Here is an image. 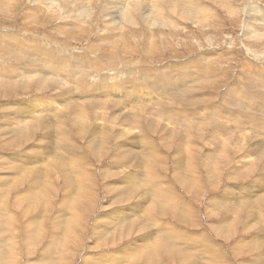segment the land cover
I'll return each mask as SVG.
<instances>
[{
	"label": "rangeland",
	"instance_id": "rangeland-1",
	"mask_svg": "<svg viewBox=\"0 0 264 264\" xmlns=\"http://www.w3.org/2000/svg\"><path fill=\"white\" fill-rule=\"evenodd\" d=\"M77 1L0 0V264L194 263L189 259H194V264H264V195L260 191L264 189V155L254 156L252 144L264 140V94L259 93H264V0H192L189 8L176 0L175 9L164 10L152 24L144 21L146 13L140 11L134 25L116 22L114 12L125 6L120 0L113 4L110 0ZM153 1L138 0L146 4L144 9ZM170 3L164 2L163 7H172ZM176 8L186 9L188 16L173 18L172 9ZM172 19H177L176 25ZM255 30L258 38L252 34ZM110 45L114 47L110 49ZM208 55L209 60L204 58ZM102 62L107 64L103 67ZM99 63L101 67L96 65ZM96 66L100 69L95 70ZM84 67L87 70L83 73ZM188 70L195 73L185 74L182 85L176 77ZM207 74L218 83L211 82ZM57 76L65 77V83ZM76 78L82 80L78 82L80 89L89 92L82 94L83 98H89L93 90L95 99L82 100L69 93L75 89ZM100 80H105L103 87ZM104 85L108 88L103 91ZM198 87H203L199 95H208L204 100L195 94ZM109 89L112 94L103 99ZM97 96L107 107L93 106L98 103ZM148 96L153 103H147ZM121 111L122 115L130 114V121L123 124L125 117L119 123L108 120ZM161 112L184 113L193 121L175 125L158 116ZM132 113L137 117L134 122ZM242 124L247 126L244 132ZM162 127L170 132L161 131ZM218 131L227 136L218 137ZM261 151L264 154V149ZM238 168L243 176H237ZM256 183L261 186L254 187L257 200L251 206L256 216L259 209L262 212L258 217L245 209L250 197L253 199L252 195L247 197L246 185ZM154 191L169 197L175 193L189 213L180 215L177 211L181 206L167 204L161 214ZM223 193L230 196L221 197ZM235 194L237 205L242 204L245 210L237 212V206L231 207ZM250 221L254 223L247 225ZM228 225L230 231L224 230ZM165 227L183 232L173 239L174 245L183 246L182 253L193 243L187 245L183 240L181 244V237L191 234L198 240L192 248L193 258L186 261L174 252L172 238L163 237ZM158 240L162 250L155 249L159 248L154 246ZM148 253L150 259L146 260Z\"/></svg>",
	"mask_w": 264,
	"mask_h": 264
},
{
	"label": "bare ground",
	"instance_id": "bare-ground-1",
	"mask_svg": "<svg viewBox=\"0 0 264 264\" xmlns=\"http://www.w3.org/2000/svg\"><path fill=\"white\" fill-rule=\"evenodd\" d=\"M57 1V0H56ZM83 2L84 4H86V0H78L77 2L79 3V2ZM116 1V0H115ZM120 1H122L123 3H124V7H122V8H120L119 9V11L118 12H114V15L116 16V22H117V20L119 21V23H123L124 21H125V23H129L130 25L132 24V25H134L135 23H134V18H136V16H137V13L139 14V12L140 11H145L144 13H146V15H144V21L145 22H150V24H152V22H155V20L154 19H158V17H156L157 15H159L160 13L161 14H163V12H164V10H168L169 8H174V4H176V0H154L152 3H150L149 5H150V7H145V9L143 8V6L145 5L146 6V4L144 3V2H138V0H120ZM140 1V0H139ZM143 1V0H142ZM152 1V0H151ZM179 1V4L182 6V7H184L185 5L189 8V6H191V5H189V2H191L192 0H178ZM194 1V0H193ZM47 2V1H46ZM69 2V1H68ZM110 2H111V4H113V2H114V0H110ZM110 2H109V5H111L110 4ZM164 2H171L172 3V7L169 5H166V6H164L163 7V3ZM224 2V1H223ZM55 3V2H54ZM170 3V4H171ZM192 3H194V5L196 4V2H192ZM55 4H57V3H55ZM54 4V5H55ZM61 4V3H60ZM64 3H62L61 5H63ZM69 4V3H68ZM74 4H75V2H74ZM119 4H121V3H119ZM119 4H115V5H113L114 7L115 6H117V5H119ZM166 4V3H165ZM183 4H184V6H183ZM50 6H51V4H49ZM58 5V4H57ZM67 5V4H66ZM107 5V4H106ZM9 6V5H8ZM72 6V5H71ZM91 6V5H90ZM108 6V5H107ZM54 7V6H53ZM53 7H51V8H53ZM111 7V6H110ZM118 7V6H117ZM195 7H199V6H193V8H195ZM44 8V7H43ZM57 8V7H56ZM72 8V7H71ZM106 8H108V7H106ZM151 8H154V9H151ZM164 8V9H163ZM203 8V7H202ZM201 8V9H202ZM206 8V7H205ZM83 9V8H82ZM151 9V10H150ZM175 9V8H174ZM177 9V8H176ZM184 9V8H183ZM182 9V11L180 10V9H177V10H173L172 9V11H173V18L175 17L174 15H176V16H179V17H181V18H186L187 16H188V11L186 12L185 10H183ZM197 9H199L200 10V8H197ZM53 10V9H52ZM91 10V9H90ZM90 10H88V11H90ZM105 10V9H104ZM107 10V9H106ZM109 10V9H108ZM161 10V11H160ZM40 11V10H39ZM51 11V10H50ZM121 11H123V13L121 12ZM147 11H148V14H147ZM190 11V10H189ZM194 11V10H193ZM202 11H203V9H202ZM53 12V11H52ZM200 12H201V10H200ZM245 12H246V10H245ZM249 12H250V10H249ZM50 14V12H47V14ZM83 13H84V16H85V14H86V8H85V10H83ZM170 13V12H169ZM176 13V14H175ZM195 13H198V12H195ZM253 13V12H252ZM54 14V13H53ZM78 14H80V13H78ZM77 14V15H78ZM108 14V13H107ZM3 15V14H2ZM42 15V14H41ZM89 14L87 13V16H88ZM91 15V14H90ZM168 15V14H167ZM170 15V14H169ZM194 15V14H193ZM201 16H200V18H202V14H200ZM244 15H247V14H244ZM252 15V14H251ZM76 16V15H75ZM83 16V17H84ZM103 16V15H102ZM171 16H172V13H171ZM170 16V17H171ZM78 18H79V15L77 16ZM107 17V16H106ZM193 17V16H192ZM85 18H87V17H85ZM168 18V17H167ZM172 18V17H171ZM194 18V17H193ZM199 17H198V19H200ZM252 18V17H251ZM256 18V17H255ZM65 19V18H64ZM68 19H69V17H68ZM88 19V18H87ZM104 19H105V17H104ZM107 19V18H106ZM105 19V20H106ZM111 19V18H110ZM113 19V18H112ZM161 19V18H160ZM190 19H192V18H190ZM206 19V18H205ZM66 20V19H65ZM73 20V22H74V18L72 19ZM82 20H85L84 18L82 19ZM109 20V19H108ZM173 20V19H172ZM177 20V19H176ZM176 20H173V22L174 21H176ZM194 20V19H193ZM253 20V19H252ZM58 21V20H57ZM60 21V20H59ZM67 21V20H66ZM65 21V22H66ZM79 21V23L81 22L80 21V19L78 20ZM102 21H103V19H102ZM164 21V20H163ZM170 22L169 23H171V20H169ZM255 21V20H254ZM64 22V23H65ZM113 22H115V21H113ZM172 22V23H173ZM251 22V21H250ZM249 22V23H250ZM63 23V22H62ZM105 23V22H104ZM121 23V24H122ZM134 23V24H133ZM168 23V24H169ZM249 23H247V24H249ZM251 23H254L253 21L251 22ZM61 24V23H60ZM73 24H75V23H73ZM106 24H108V23H105L104 25L106 26V27H108ZM112 24V23H111ZM163 24V23H162ZM168 24L166 25V26H168ZM174 24H175V22H174ZM199 25H200V23H198ZM63 25V24H62ZM70 25V24H69ZM125 25H127V24H125ZM176 25V24H175ZM178 25V24H177ZM206 25V24H205ZM252 24H250V26H251ZM253 25H255V24H253ZM61 26V25H60ZM68 26V25H67ZM76 26H77V24H76ZM82 26V25H81ZM113 26V25H112ZM112 26H110V27H112ZM161 26V25H160ZM63 27H64V25H63ZM63 27H59V28H63ZM66 27V26H65ZM64 27V28H65ZM124 27V26H123ZM126 27V26H125ZM249 27V26H248ZM252 27V26H251ZM250 27V28H251ZM76 28H79V27H76ZM118 28V27H117ZM120 28V27H119ZM210 28V27H209ZM253 28H255V26H253ZM263 28V27H262ZM261 28V29H262ZM66 29V28H65ZM64 29V30H65ZM122 29V28H121ZM152 29V28H151ZM247 29V28H246ZM245 29V30H246ZM249 29V28H248ZM256 29V28H255ZM264 29V28H263ZM262 29V30H263ZM58 30V29H57ZM78 30V29H77ZM79 30H81V29H79ZM78 30V31H79ZM114 30V29H113ZM117 30H119V29H117ZM116 30V31H117ZM251 30H252V28H251ZM34 31V30H33ZM63 31V30H62ZM109 31H110V29H109ZM116 31H113V32H116ZM206 31V30H205ZM35 32V31H34ZM72 32V31H71ZM75 32H76V30H75ZM81 32H83V31H81ZM117 32H119V31H117ZM116 32V33H117ZM247 32H248V30H247ZM251 32H254V31H251ZM255 32H256V30H255ZM66 33V32H65ZM86 33V32H85ZM102 33V32H101ZM264 33V32H263ZM35 34V33H34ZM110 34V33H109ZM112 34V33H111ZM123 33H121L120 35H122ZM255 37H256V34H257V32L256 33H252ZM260 34V36H261V33H259ZM37 35H38V33H37ZM40 35V34H39ZM79 35V34H78ZM114 35V34H113ZM247 35V34H246ZM20 36H21V34H20ZM69 36H70V34H69ZM76 35L74 34V37H75ZM118 36V35H117ZM257 36H258V34H257ZM14 37V36H13ZM24 37V36H23ZM41 37V36H40ZM47 37V36H46ZM99 37H100V35H99ZM102 37V36H101ZM121 37V36H120ZM125 37V36H124ZM124 37H121V38H124ZM153 37V36H152ZM247 37V36H246ZM251 37V36H250ZM19 38V37H18ZM53 38V37H52ZM73 38V37H72ZM104 38V37H103ZM109 38H110V36H109ZM113 38H115V37H113ZM252 38V37H251ZM256 38H258V37H256ZM262 38V37H261ZM260 38V39H261ZM21 39H22V37H21ZM46 39V38H45ZM49 39V38H48ZM55 39V38H54ZM105 39V38H104ZM125 39V38H124ZM95 40V39H94ZM100 40H103L102 38L100 39ZM107 40V39H106ZM247 40V39H246ZM252 40V39H251ZM24 41V40H23ZM50 41V40H49ZM55 41V40H54ZM99 41V40H98ZM108 42H109V40H107ZM113 41V40H112ZM256 41V40H255ZM259 41V40H258ZM25 42V41H24ZM51 42H53L52 40H51ZM103 42V41H102ZM16 43V42H15ZM114 43V42H113ZM116 43V42H115ZM114 43V44H115ZM126 43V42H125ZM17 44V43H16ZM59 44H62V43H59ZM66 44H67V42H66ZM117 44V43H116ZM127 44V43H126ZM156 44V43H155ZM91 45H93V44H91ZM89 45H88V43H87V47H88ZM97 46V48H100V46L98 47V45H96ZM108 46V45H107ZM107 46H105V48L107 47ZM123 46V45H122ZM64 47H66V46H64ZM69 47V46H68ZM86 47V48H87ZM93 47H95L94 45H93ZM92 46H91V48H93ZM110 47H114V46H109V48ZM125 47V46H124ZM124 47H122V48H124ZM153 47H155V46H153ZM17 48V47H16ZM70 48H72V46H70ZM96 48V47H95ZM126 48V47H125ZM157 48V47H156ZM67 49V48H66ZM89 49V48H88ZM110 49H112V48H110ZM128 49V48H127ZM16 50V49H15ZM22 50V49H21ZM99 50V49H98ZM101 50H102V48H101ZM105 50V49H104ZM108 50V49H107ZM126 50V49H125ZM88 51V50H87ZM87 51H85V53L87 52ZM89 51H91L90 49H89ZM100 51V50H99ZM21 52V51H20ZM102 52V51H101ZM109 51H107L106 53H108ZM83 53V52H82ZM82 53H81V55H82ZM84 53V54H85ZM100 53V52H99ZM123 53V52H122ZM87 54V53H86ZM85 54V55H86ZM90 54V53H89ZM109 54V53H108ZM107 54V55H108ZM110 54H112V52L110 53ZM124 54V53H123ZM85 55H83V57L86 59V57H85ZM106 55V58H105V62H107V56ZM88 56V55H87ZM105 57V56H104ZM113 57V56H112ZM200 57V56H199ZM103 58V57H102ZM201 58V57H200ZM204 58H206V59H208L209 60V55L207 56V57H204ZM81 59H82V56H81ZM93 59V58H92ZM98 59V58H97ZM104 59V58H103ZM107 59V60H106ZM110 59V58H109ZM112 59V58H111ZM61 60V59H60ZM112 60H114V59H112ZM49 61V60H48ZM47 61V62H48ZM85 61H87V60H85ZM89 61V60H88ZM88 61H87V63H88ZM93 61V60H92ZM213 61V60H212ZM37 62V61H36ZM55 62V61H54ZM60 62V61H59ZM78 62H79V59H78ZM82 62V61H81ZM53 63V62H52ZM83 63V62H82ZM91 62H89V64H90ZM95 63H96V61H95ZM97 63H98V61H97ZM103 63V62H102ZM109 63V62H108ZM123 63H125V62H123ZM211 63H213V62H210V64ZM62 64H64V63H62ZM76 64H78L77 63V61H76ZM100 64V63H99ZM99 64H96L97 66H100L101 67V64L99 65ZM105 64H107V63H105ZM104 63H103V67H104V65H105ZM37 65V64H36ZM80 65V64H79ZM78 65V66H79ZM85 65H87L86 63H85ZM92 65H93V63H92ZM112 65H115V64H112ZM135 65H137V64H135ZM57 66V65H56ZM60 66H61V64H60ZM63 66V65H62ZM95 66V65H94ZM97 66H96V69L95 70H98V69H100V68H98L97 69ZM250 66V65H249ZM52 67H53V65H52ZM69 67V66H68ZM83 67V66H82ZM88 67V66H87ZM92 67V66H91ZM90 67V68H91ZM102 67V68H103ZM48 68H49V66H48ZM57 68V67H56ZM59 68H61V67H59ZM65 68H67V67H65ZM95 68V67H94ZM131 68V67H130ZM50 69V68H49ZM63 69H64V67H63ZM83 69H86L85 67L84 68H82V71H83V73L85 72ZM197 69V68H196ZM25 70H27V69H25ZM43 70V69H42ZM62 70V69H61ZM73 70V69H72ZM87 70V69H86ZM88 70H90V69H88ZM93 70V69H92ZM193 70H194V68H193ZM201 70V69H200ZM53 71V70H52ZM58 71H59V69H58ZM67 71V70H66ZM74 71V70H73ZM78 71V70H77ZM101 71V70H100ZM189 71V70H188ZM187 71V72H188ZM207 71H209V70H207ZM29 72V71H28ZM57 72V71H56ZM56 72H54V73H56ZM62 72V71H61ZM69 72V71H68ZM70 72H71V68H70ZM90 72H92L91 70H90ZM96 72V71H95ZM99 72V71H98ZM111 72V71H110ZM114 72H115V70H114ZM175 72V71H174ZM185 72V71H184ZM187 72H185V73H182L180 76H177V75H175V76H177L176 77V79H178V81L180 82V84H182V83H184L185 81H186V76H185V74H189V73H191L192 71H189L188 73ZM203 72V71H202ZM249 72V71H248ZM20 74L22 73V72H19ZM24 73V72H23ZM45 73V72H44ZM49 73H51V72H49ZM53 73V72H52ZM63 73V72H62ZM66 73V72H65ZM100 73V72H99ZM113 73V72H112ZM193 74L195 73V71L194 72H192ZM253 73V72H252ZM57 74V73H56ZM69 74V73H68ZM116 74V73H115ZM120 74V73H119ZM126 74V73H125ZM130 74V73H129ZM192 74V75H193ZM203 74L205 75L206 73H204L203 72ZM247 74V73H246ZM39 75V74H38ZM54 75V74H53ZM62 75V74H61ZM78 74L76 73V75L75 76H77ZM114 75V74H113ZM112 75V76H113ZM145 75V74H144ZM200 75H202V73L200 72ZM218 75V74H217ZM251 75V74H250ZM31 76H33V75H31ZM46 76H47V74H46ZM56 76V75H55ZM69 76V75H68ZM71 76V75H70ZM116 76V75H115ZM166 76V75H165ZM195 76H197V73L195 74ZM199 76V75H198ZM213 76V75H212ZM211 76V74L209 75V74H207V77H209V79L211 80V82H215V80L213 79V78H210V77H212ZM247 76H248V74H247ZM256 76H258V75H256ZM14 77H16V76H14ZM26 77V76H25ZM59 76H57V78H58ZM78 77V76H77ZM80 77H82L83 78V76H82V73H81V75H80ZM90 77V76H89ZM106 77V76H105ZM104 77V79H106ZM169 77V76H168ZM172 77V76H171ZM170 77V78H171ZM205 77V76H204ZM206 77V78H207ZM237 77H239V76H237ZM246 77V76H245ZM263 77V76H262ZM46 78H49V77H46ZM55 79L56 77H52V79ZM59 78H61V80L62 81H64V79H66L65 77H59ZM72 78L74 79V76L72 75ZM102 78V77H101ZM133 78V77H132ZM165 78H167V77H165ZM174 78V77H173ZM190 78H191V76H190ZM203 78V77H202ZM254 78V77H253ZM257 78V77H256ZM11 79V78H10ZM32 78H30V80H31ZM37 79V78H36ZM71 79V78H70ZM70 79H67L68 81L70 80ZM78 79V80H77ZM96 79V78H95ZM126 79V78H125ZM129 79V78H128ZM175 79V78H174ZM223 79V78H222ZM264 79V78H263ZM7 80V79H6ZM33 80V79H32ZM39 80V79H38ZM60 79H58V81H59ZM60 80V81H61ZM66 80V81H67ZM76 81H75V83H74V91L72 92H69V93H73V94H77V96H78V98H81L82 100H84V99H89V101L90 100H92V99H95V95L93 94V90H92V92H91V96L89 97V98H83V97H86L85 95H86V93L88 92H84L83 90H81L80 89V87H79V84H78V82L79 81H82L81 80V78H76L75 79ZM102 80V79H101ZM100 80V81H101ZM130 80V79H129ZM220 80V79H219ZM247 80V79H246ZM5 81V80H4ZM54 81H56V80H54ZM61 81V82H62ZM67 81V82H68ZM105 81V80H104ZM104 81L100 84V86H102L103 84H104ZM122 81V80H121ZM172 81V80H171ZM178 81H176L177 83H178ZM3 82V81H2ZM35 82V81H34ZM33 82V83H34ZM61 82H59V84L61 83ZM87 82V81H86ZM107 82V81H106ZM173 82V81H172ZM175 82V81H174ZM246 82V81H245ZM25 83V82H24ZM64 83H65V81H64ZM69 83H71L70 81H69ZM95 83H96V81H95ZM98 83V82H97ZM168 83V82H167ZM209 83V82H208ZM216 83V82H215ZM218 83V82H217ZM216 83V84H217ZM247 83V82H246ZM26 84V83H25ZM56 84V83H55ZM68 84V83H67ZM89 84V83H88ZM94 84V83H93ZM92 84V85H93ZM128 84V83H127ZM130 84V83H129ZM166 84V83H165ZM249 84H250V82H249ZM9 85V84H8ZM13 85V84H12ZM11 85V86H12ZM37 85V84H36ZM61 85V84H60ZM60 85H58L59 86V88H60ZM70 85H72V84H70ZM108 85V84H107ZM112 85V84H111ZM134 85V84H133ZM172 85V84H171ZM182 85H184V84H182ZM189 85H190V81H189ZM4 86V85H3ZM10 86V87H11ZM25 86V85H24ZM57 86V87H58ZM65 86V85H64ZM86 86V85H85ZM95 86V85H94ZM106 85H104V88H101V89H103V91L105 90V89H107L108 87L106 86ZM162 86V85H161ZM160 86V87H161ZM168 86V85H167ZM173 86H175V85H173ZM181 86V85H180ZM197 86V85H196ZM37 87V86H36ZM63 87V86H62ZM67 88H69V86L67 85L66 86ZM95 87H97V84H96V86ZM103 87V86H102ZM110 87V86H109ZM131 87V86H130ZM172 87V86H171ZM73 88V87H72ZM90 88V87H89ZM93 88V87H92ZM132 88V87H131ZM175 90H176V88L175 87H173ZM70 89H71V87H70ZM129 89V88H128ZM127 89V90H128ZM193 89V88H192ZM258 89V88H257ZM256 89V90H257ZM69 90V89H68ZM100 90V89H99ZM111 90H112V88H111ZM110 89L108 90L109 92L108 93H106L105 94V96L103 95V99H105V97L106 96H110L111 94H112V92H110L111 91ZM203 90V87H198L197 89H195V91H197V93H195V94H197V98L199 99H203L204 97L206 98L207 96H206V94H204L205 96L203 97V95L201 96V95H199L198 94V92L200 91V93H201V91ZM260 90V89H259ZM95 91L96 90H94V93H95ZM98 91V90H97ZM120 91V90H119ZM132 91V90H131ZM136 91V90H135ZM173 91V90H172ZM171 91V92H172ZM178 91V90H177ZM183 91V90H182ZM195 91H193V93L195 92ZM258 91V90H257ZM262 91V90H261ZM106 92H107V90H106ZM151 92V91H150ZM174 92V91H173ZM190 93H191V91H189ZM237 92V91H236ZM239 92V91H238ZM100 93V92H99ZM131 93V92H130ZM137 93V92H136ZM176 94H177V92H175ZM189 93V94H190ZM203 93V92H202ZM201 93V94H202ZM208 93V92H207ZM256 93V92H255ZM258 93V92H257ZM259 93L260 94H264L263 92L261 93L260 91H259ZM82 94H85L84 96L82 95ZM96 94V93H95ZM152 93H149V95H151ZM164 94V93H163ZM184 94V93H183ZM227 94H228V92H227ZM88 95H89V92H88ZM115 95H120V94H115ZM174 95V94H173ZM177 95H179V94H177ZM254 95V94H253ZM122 96V95H121ZM120 96V98L119 99H122V97ZM123 96L124 97H126V95L123 93ZM133 96V95H132ZM140 96V95H139ZM152 96V95H151ZM151 96H148L147 97V103L149 102H154V100H152V98H151ZM180 96H182V95H180ZM196 96V95H195ZM234 96V95H233ZM261 96V95H260ZM259 96V97H260ZM264 96V95H263ZM263 96H262V98H263ZM98 97V96H97ZM128 97V96H127ZM209 97H211V95L209 96ZM228 97V96H227ZM256 97V96H255ZM73 98H74V96H73ZM108 98V97H107ZM130 98V97H129ZM128 98V99H129ZM166 98V97H165ZM188 98H190V97H188ZM187 98V99H188ZM192 98V97H191ZM190 98V99H191ZM230 97H228V99H229ZM231 98H232V96H231ZM261 98V97H260ZM97 99H99L100 100V98L98 97ZM111 99V98H110ZM123 99H125V98H123ZM131 99V98H130ZM129 99V100H130ZM134 99V98H133ZM136 99V98H135ZM193 99H195V98H193ZM227 99V100H228ZM233 99V98H232ZM234 99H235V97H234ZM255 99V98H254ZM264 99V98H263ZM97 100L98 101V103L97 104H95V105H93L94 107H98V108H100V109H103V108H105V106H106V104H104L103 102H102V100ZM143 100V99H142ZM204 100V99H203ZM207 100V99H206ZM210 100V99H209ZM223 100V99H222ZM257 100V99H256ZM258 100H259V98H258ZM261 100V99H260ZM259 100V101H260ZM81 101V100H80ZM79 101V102H80ZM94 101V100H93ZM132 101V100H131ZM190 101V100H189ZM192 101V100H191ZM235 101H237V100H235ZM78 102V103H79ZM124 102H126V101H124ZM137 102H138V100H137ZM165 102V101H164ZM234 102V101H233ZM262 102V101H261ZM81 103V102H80ZM94 103H96V102H94ZM114 103V102H113ZM198 103V102H197ZM224 103V102H223ZM230 103V102H229ZM88 104V103H87ZM103 104V105H102ZM116 104V103H115ZM235 104V103H234ZM130 105V104H129ZM199 105V104H198ZM223 105V104H222ZM75 106V105H74ZM114 106V105H113ZM125 106V105H124ZM146 106V105H145ZM151 106V105H150ZM72 107V106H71ZM107 107V106H106ZM70 108V107H69ZM112 108H114V107H112ZM124 108V107H123ZM126 108V107H125ZM128 108V107H127ZM210 108V107H209ZM86 110V109H85ZM125 110V109H124ZM123 110V111H124ZM231 110V109H230ZM229 110V111H230ZM233 110V109H232ZM244 110V109H243ZM259 110V109H258ZM262 110V109H261ZM260 110V111H261ZM213 111V110H212ZM215 111V110H214ZM44 112V111H43ZM47 112V111H46ZM159 112V111H158ZM251 112V111H250ZM117 113V112H116ZM116 113H112V116H113V114H116ZM216 113V112H215ZM219 113V112H218ZM258 113V112H257ZM261 113H263V112H261ZM227 114V113H226ZM126 115V114H125ZM125 115H122V111L121 112H118L116 115H114V117L111 119L110 117H108V120L109 121H111V123H114L115 121H117V123H119L124 117H125V120L122 122L123 124H125L126 122H128V121H130V118H131V116H130V114L129 115H127V116H125ZM203 115V113H201V115L200 116H202ZM216 115H217V113H216ZM256 115V114H255ZM158 116H162V118L164 117V118H166V120L168 121V123L170 122V123H175V125L178 123V121H180V122H186L187 124L190 122V121H193L192 119L193 118H191V117H189V115H186V114H184V113H172V112H161V114H158ZM225 116H227V115H225ZM259 116V115H258ZM263 116V115H262ZM78 117V116H77ZM192 117H194V116H192ZM206 117V116H205ZM210 117V116H209ZM246 117H248V116H246ZM252 117H254V116H252ZM251 117V118H252ZM261 117V116H260ZM53 118V117H52ZM132 118H133V121L132 122H134L135 120H136V116L134 117V115H133V113H132ZM161 118V117H160ZM161 118V119H162ZM191 118V119H190ZM220 118V117H219ZM231 118V117H230ZM234 118H235V116H234ZM250 118V119H251ZM256 118V117H255ZM254 118V119H255ZM259 118V117H258ZM104 119H106V118H104ZM113 119H114V121H113ZM158 119V118H157ZM214 118L212 117V120H213ZM226 119V118H225ZM245 119V118H244ZM260 119H262V118H260ZM201 120V119H200ZM228 120V119H227ZM234 120V119H233ZM249 120V119H248ZM256 120V119H255ZM263 120V119H262ZM43 121V120H42ZM63 121V120H62ZM106 121H107V119H106ZM195 121V120H194ZM209 121V120H208ZM226 121V120H225ZM229 121V120H228ZM231 121H232V119H231ZM242 121H243V119H242ZM245 121V120H244ZM260 122H261V120H259ZM259 121H257V122H259ZM152 122L155 124V125H158V123H156L157 121H155L154 122V119L152 120ZM196 122V121H195ZM234 122H236V121H234ZM248 122H250V121H248ZM44 123V122H43ZM73 123V122H72ZM194 123V122H193ZM210 123V122H209ZM238 123V122H237ZM245 123V122H244ZM251 123V122H250ZM249 123V124H250ZM254 123V122H253ZM264 123V122H263ZM45 124V123H44ZM116 124V123H115ZM190 124V123H189ZM212 124V123H211ZM217 123H215L214 125H216ZM257 124L258 123H256V127H257ZM49 125V124H48ZM178 125V124H177ZM210 125V124H209ZM220 125V124H219ZM218 125V126H219ZM238 125V124H237ZM255 124H253L252 126H253V128L255 127L254 126ZM190 126V125H189ZM198 126V125H197ZM221 127H222V125H220ZM242 126H243V124H242ZM263 126H264V124H263ZM262 126V127H263ZM226 127V126H225ZM228 127V126H227ZM247 127V126H246ZM245 126H243V128L241 127V129H242V131L244 132V128H246ZM249 127V126H248ZM106 128V127H105ZM258 128H261V126H258ZM11 129V128H10ZM221 129V128H220ZM108 130V129H107ZM161 131H164L165 133H168V132H170V130H166V128L165 127H162V129H160ZM204 130V129H203ZM261 130V129H260ZM167 131V132H166ZM216 131V130H215ZM221 131V130H220ZM259 131V130H258ZM219 132V131H218ZM240 132V131H239ZM242 132V133H243ZM205 133V132H204ZM225 133H227V132H225ZM100 134V133H99ZM103 134V133H102ZM222 134H224V133H222ZM230 134H234V133H230ZM254 134H256V131H255V133ZM145 135V134H144ZM218 137H222V136H224V135H221V133L219 132L218 133ZM221 135V136H220ZM225 136H227V134L225 135ZM256 136V135H255ZM259 137H261V135H258ZM254 137V136H253ZM53 138V137H52ZM55 138V137H54ZM134 138V137H133ZM138 138V137H137ZM165 138V137H164ZM256 138V137H255ZM262 138H264V136H262ZM130 139V138H129ZM135 139V138H134ZM214 139H215V137H214ZM220 139V138H219ZM222 139H223V137H222ZM221 139V140H222ZM224 139H227V138H224ZM257 139H259L258 137H257ZM261 139V138H260ZM60 140H61V138H60ZM100 140H102V139H100ZM228 140V139H227ZM247 140H248V138H247ZM53 141V140H52ZM129 141V140H128ZM224 141V140H223ZM222 141V142H223ZM250 141V140H249ZM252 141V140H251ZM49 142V141H48ZM135 142V141H134ZM219 143H220V141H218ZM255 142V143H254ZM52 143V142H51ZM136 143V142H135ZM188 143V142H187ZM224 143H225V141H224ZM252 143V142H251ZM151 144V143H150ZM149 144V145H150ZM191 144V143H190ZM253 145H254V147L253 148H256V150L254 151V156H258V158L259 157H262L264 154H263V152L261 151L262 149H264V140H263V142H259L258 140L257 141H253V143H252ZM251 144V145H252ZM223 145V144H222ZM226 145V144H225ZM241 144H239V146H240ZM263 145V146H262ZM137 146V145H136ZM147 146V145H146ZM154 146V145H153ZM153 146H152V148H153ZM193 146V145H192ZM218 146H219V144H218ZM228 146V145H227ZM148 147V146H147ZM185 147V146H184ZM217 147V146H216ZM220 147V146H219ZM251 147V146H250ZM151 148V147H150ZM222 148V147H221ZM241 148V147H240ZM252 148V147H251ZM253 148H252V150H253ZM32 149V148H31ZM220 149V148H219ZM248 149V148H247ZM186 150H188V149H186ZM189 150H191V149H189ZM211 150V149H210ZM213 150H215V148L213 149ZM240 150V149H239ZM251 150V149H250ZM56 152V151H55ZM211 152V151H210ZM182 153H184V152H182ZM212 153H214V152H211V154ZM216 153V152H215ZM251 153V152H250ZM250 153H249V155H250ZM140 154V153H139ZM246 154V153H245ZM244 154V155H245ZM73 155V154H72ZM190 156H188V167H191L190 166V160L192 159V157H191V154H189ZM209 155V154H208ZM221 155V154H220ZM243 155V156H244ZM210 156V155H209ZM217 156V155H216ZM246 156H247V154H246ZM246 156H244L245 158H246ZM13 157H15V156H13ZM191 157V158H190ZM206 157H207V155H206ZM212 157V156H211ZM210 157V158H211ZM50 158V157H49ZM53 158H55V157H53ZM222 158V157H221ZM35 159V158H34ZM63 159V158H62ZM66 159V158H65ZM208 159V158H207ZM213 159V158H212ZM244 159V158H243ZM247 159V158H246ZM217 160V159H216ZM245 160V159H244ZM212 161V160H211ZM37 162H38V160H37ZM42 162V161H41ZM70 162V161H69ZM208 162V161H207ZM207 162H206V164H207ZM242 162V161H241ZM249 162V161H248ZM250 163V162H249ZM25 164V163H24ZM52 164V163H51ZM57 164H59V163H57ZM219 164V163H218ZM62 165V164H61ZM71 165V164H70ZM81 165V164H80ZM236 165V164H235ZM28 166V165H27ZM42 166V165H41ZM57 166V165H56ZM186 166V165H185ZM218 166V165H217ZM238 165H236V167H237ZM240 166H241V164H240ZM71 167V166H70ZM208 167V166H207ZM216 167V166H215ZM244 167H245V165L243 164V167H241L242 168V170L244 169ZM249 167H251V166H249ZM52 168V167H51ZM56 168V167H55ZM58 168V167H57ZM59 168H60V165H59ZM183 168V167H182ZM181 168V169H182ZM186 168V167H185ZM209 168V167H208ZM240 168V167H239ZM239 168L237 169V171H236V173H237V176H238V174L240 175V176H243V173L244 172H241V171H239ZM246 168V167H245ZM62 169V168H61ZM64 169V168H63ZM212 170H213V168H211ZM47 170V169H46ZM60 170V169H59ZM178 170H179V168H178ZM232 170V169H231ZM236 170V169H235ZM45 171V170H44ZM68 171V170H67ZM179 171H181V170H179ZM183 171V170H182ZM244 171V170H243ZM263 171V170H262ZM136 172V171H135ZM179 173V172H178ZM182 173H184V172H182ZM181 174V173H180ZM185 174V173H184ZM263 174V173H262ZM29 175V174H28ZM140 175H141V173H140ZM178 175V174H177ZM182 175V174H181ZM228 175V174H227ZM27 176V175H26ZM132 176V175H131ZM211 176V178H212V175H210ZM133 177V176H132ZM180 177V176H179ZM65 178V177H64ZM76 178V177H75ZM134 178V177H133ZM132 178V179H133ZM141 178V177H140ZM181 178H183L182 176H181ZM83 179V178H82ZM85 179V178H84ZM230 179H231V177H230ZM259 179V178H258ZM67 180V179H66ZM79 180V179H78ZM130 181V180H129ZM133 181H135V180H132V182ZM137 181V180H136ZM143 181H146L145 179L143 180ZM157 181V180H156ZM159 181V180H158ZM229 181V180H228ZM230 182V181H229ZM191 184H192V182H190ZM227 183V182H226ZM54 184V183H53ZM79 184V183H78ZM157 184V183H156ZM77 185V184H76ZM81 185V184H80ZM229 185V184H228ZM156 186V185H155ZM247 186V192H245L248 196L247 197H249L250 195H252L253 196V199H251V197H250V199L249 200H252V202L250 203L249 202V200H248V202L245 200V199H247V198H245V196H244V198L245 199H243V200H245L247 203H249L247 206H246V210L247 211H250V210H252V214L254 215V216H256V209L254 210V207L253 206H251L254 202H255V200H257L256 199V195H257V193H256V188H254V187H258V186H261L260 184H258V183H256V184H247L246 185ZM152 187H154V186H152ZM159 187V186H158ZM226 187V186H225ZM245 187V186H244ZM82 188V187H81ZM124 188V187H123ZM162 188V187H161ZM42 189V188H41ZM158 189V188H157ZM232 189V188H231ZM231 189H229V190H231ZM78 190H83V188L82 189H80V187H79V189ZM167 190V189H166ZM69 191V190H68ZM85 191V190H84ZM244 191H245V189H244ZM260 191H261V193H262V196L264 195V189H260ZM72 192V191H71ZM227 192H228V190H227ZM238 192V191H237ZM68 193V192H67ZM76 193V192H75ZM78 193V192H77ZM76 193V194H77ZM79 193H81V192H79ZM153 193H155L158 197H156L157 198V200L155 201L156 203H157V206H159L158 208L160 209V213L162 214V212L164 211H161L163 208H165L166 207V205L167 204H171V206H173V207H176V208H179L180 206V208H181V210L178 212L177 211V213H179L180 215H182V214H184V215H187V213H189V209H185L184 208V203L182 202L181 204H180V202H179V196L178 195H175V193H172V194H169L170 195V197L169 196H166V195H163V194H161L160 193V191H154ZM244 193V192H243ZM234 194V193H233ZM238 194V193H237ZM229 195V194H228ZM228 195H226V194H224L223 193V195H221V197H223V196H228ZM241 195V194H240ZM68 196V195H67ZM218 196V195H217ZM230 196V195H229ZM237 196H239V195H237ZM243 196V195H242ZM262 196L260 197V199L262 198ZM155 197H153L154 199H155ZM235 197H236V194L235 195H233V196H231V200H230V203H231V207H233V206H237L234 210H236L237 209V212L240 210H245L244 209V207L242 206V204H238L237 205V201H236V199H235ZM241 197V196H240ZM150 198H152V197H150ZM219 198V197H218ZM264 198V197H263ZM212 199H214V197L212 198ZM235 200L234 202H232V200ZM151 201V203H152V199H150ZM258 200H259V198H258ZM244 201V202H245ZM142 202V201H141ZM149 202V203H150ZM154 202V203H155ZM225 202H227V200L225 201ZM236 202V204H234ZM239 202V201H238ZM257 202V201H256ZM150 203V204H151ZM153 204V203H152ZM220 204V203H219ZM226 204V203H225ZM229 204V203H228ZM148 205V204H147ZM156 205V204H155ZM179 205V206H178ZM221 205V204H220ZM138 206V205H137ZM150 206V205H149ZM153 207H154V205H152ZM152 206H151V208H152ZM168 206V205H167ZM255 206V205H254ZM183 207V208H182ZM230 207V208H231ZM256 207V206H255ZM138 208H139V206H138ZM179 208V209H180ZM187 208V207H186ZM145 209L147 210V207H145ZM156 209V208H155ZM175 209V208H174ZM184 209H185V211H184ZM145 210V211H146ZM260 210V209H259ZM257 211L258 213V215L256 216V217H258V216H260V214L262 215V212H260V211ZM145 211H143L144 213H145ZM144 213H142V216H144ZM251 214V213H250ZM141 215V214H140ZM145 215H146V213H145ZM149 215V214H148ZM149 217H150V215H149ZM234 217V216H233ZM248 217V216H247ZM252 217V216H251ZM152 218V217H151ZM150 218V219H151ZM153 219V218H152ZM151 219V220H152ZM236 219V218H235ZM259 219V218H258ZM139 220H141L140 218H139ZM146 220V219H145ZM143 221H144V219H143ZM142 221V222H143ZM232 221V220H231ZM223 222H225V220L223 221ZM251 223H254V221H250V222H247V225L248 224H250L251 225ZM256 224V223H255ZM257 224H259V223H257ZM142 225V224H141ZM227 224H224V226H226ZM254 225V224H253ZM252 225V226H253ZM260 225V224H259ZM166 226V225H165ZM222 226V225H221ZM249 227V226H248ZM256 227V226H255ZM14 228V227H13ZM171 228V227H170ZM177 228H179V227H177ZM230 228H232L231 226H227L226 227V229H224V230H229L230 231ZM250 228V227H249ZM220 230H223L222 228H219ZM164 230V229H163ZM165 230H167V227H165ZM181 230V229H180ZM223 230V231H224ZM179 230H177L176 231V227L174 228H171V230L170 231H166V233L164 232V236L163 237H169V239L170 238H172V239H170L171 241H170V243L172 242L173 243V241H175V240H173V239H176V238H179L180 236V234L182 233V235H183V232H178ZM184 231V230H183ZM163 232V231H162ZM260 232V231H259ZM264 232V231H263ZM185 233V232H184ZM262 233V232H261ZM261 233L259 234L260 235V237H261ZM157 233H155V235H156ZM162 234V233H161ZM219 234V233H218ZM262 234H264V233H262ZM160 235V234H159ZM179 236V237H178ZM197 236H199L198 234H197ZM263 236V235H262ZM162 237V236H161ZM195 238H197V237H195ZM259 238V237H258ZM261 238H264V237H261ZM260 238V239H261ZM202 239V238H201ZM177 240V239H176ZM183 240H185L184 242L185 243H187V245H188V243H193V246L192 245H188V247H187V250H186V252L185 253H182V252H180V250H182V247H179V246H176V245H174V243H173V250H174V252H179V254H177V255H179V257H181V258H184L185 260L186 259H188V258H193V255L194 254H191V252H192V248L195 246L194 244H195V240H197V239H192V237H191V234H188V235H184L183 237H181L178 241L181 243ZM159 241V240H158ZM161 241V240H160ZM160 241L159 242H155V245L154 246H158L159 247V245H160ZM198 241V240H197ZM196 241V242H197ZM161 242H163V239H162V241ZM178 242V243H179ZM201 242V241H200ZM199 242V243H200ZM165 243H166V241H165ZM175 243H177V242H175ZM199 243H197V244H199ZM258 243V242H257ZM182 244V243H181ZM250 244V243H249ZM262 244V243H261ZM177 245H179V244H177ZM200 245H202V244H200ZM205 245H206V243H205ZM186 246V245H185ZM204 246V245H203ZM264 246V245H263ZM263 246L261 247V248H263ZM174 247H176V248H174ZM206 248L208 247V250L210 249V246H205ZM155 248V247H154ZM155 249H157V250H162V246H160L159 248H155ZM186 249V248H185ZM196 249V248H195ZM154 250V249H153ZM207 250V251H208ZM125 251H127V250H122V252H125ZM135 251V250H134ZM185 250H183V252H184ZM206 251V252H207ZM259 251V250H258ZM128 252V251H127ZM195 252V251H194ZM211 252V251H210ZM139 253V252H138ZM205 253V252H204ZM204 253H202L203 255L202 256H204ZM263 253V252H262ZM128 254V253H127ZM131 254V253H130ZM133 254V253H132ZM140 254V253H139ZM191 254V255H190ZM205 255H207V254H205ZM209 255V254H208ZM150 254L148 253V254H146V260H149L150 259ZM222 256V255H221ZM134 257H135V255H134ZM128 258H130V259H132L133 257L131 256V257H128ZM127 258V259H128ZM197 258V257H196ZM209 258V257H208ZM218 258V257H217ZM223 258V257H222ZM124 259H126V258H124ZM153 259V258H152ZM203 259V258H202ZM206 259V258H205ZM213 259V258H212ZM180 260V259H179ZM187 261V260H186ZM213 261V260H212ZM121 262H123V261H121ZM130 262V261H129ZM192 262H194L195 263V260L193 259V261H191L190 259H189V263H192ZM202 262H203V260H202ZM194 263H192V264H194ZM127 264H129V263H127ZM198 264H200L199 262H198ZM219 264V263H218Z\"/></svg>",
	"mask_w": 264,
	"mask_h": 264
}]
</instances>
